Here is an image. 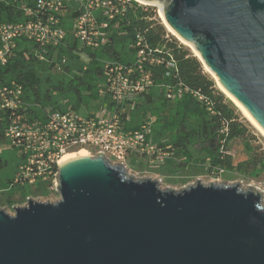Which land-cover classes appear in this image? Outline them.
Segmentation results:
<instances>
[{"label":"water","instance_id":"obj_1","mask_svg":"<svg viewBox=\"0 0 264 264\" xmlns=\"http://www.w3.org/2000/svg\"><path fill=\"white\" fill-rule=\"evenodd\" d=\"M140 1L159 6L264 131V0ZM56 176L59 201L0 209V264H264L255 188L198 179L163 190L101 152L61 162Z\"/></svg>","mask_w":264,"mask_h":264},{"label":"trees","instance_id":"obj_2","mask_svg":"<svg viewBox=\"0 0 264 264\" xmlns=\"http://www.w3.org/2000/svg\"><path fill=\"white\" fill-rule=\"evenodd\" d=\"M1 9L0 22L17 21L13 18L12 6H2ZM69 9L64 11L66 21L62 24L66 31L65 42L49 52L51 63L36 60L34 49L19 41L16 57L1 72L4 80H14L23 85V100L29 120H44L51 112L81 114L94 102L101 108H112L108 96L100 94V86L105 82L104 63L115 62L132 69L135 81L148 77L151 82L144 85V91L138 93L134 100L127 102L124 128L128 132L137 130L143 123H151L153 143L169 154L162 168L165 173L173 175L184 171L191 162L200 164L209 175H213L216 168L251 178H257L264 172V150L256 145V138L241 120L240 112L217 88L191 50L168 34L153 10L131 2L107 47L90 51L82 50L73 38L72 24L68 21L73 15L69 14ZM137 37L142 38L143 44L159 61L151 64L149 58L143 62L142 72L138 69L140 48ZM29 50H32V57L27 60L24 52ZM77 51L87 53L90 61L83 62L75 54ZM62 58L66 63L61 65L60 71H55L52 60L60 62ZM4 127L5 124L1 123L0 145ZM235 138L244 141L250 154L247 161L237 165L228 153V143ZM216 141V147L202 150L205 158L194 160L193 147ZM221 144L225 147L223 151ZM7 167V161L0 154V169ZM12 179H8L6 184L10 185ZM18 189L25 190L26 187ZM19 201L8 198L7 204L13 206Z\"/></svg>","mask_w":264,"mask_h":264},{"label":"built area","instance_id":"obj_3","mask_svg":"<svg viewBox=\"0 0 264 264\" xmlns=\"http://www.w3.org/2000/svg\"><path fill=\"white\" fill-rule=\"evenodd\" d=\"M131 2L138 0H0L2 6L13 7L16 22H0V124L4 123L3 143L18 152L22 163L11 180L13 188L46 186L57 193V174L64 156L87 150L95 155L104 153L111 164H123L127 172L132 157L144 158L150 163L164 161L169 154L159 149L152 141L151 123H143L137 130L125 131V106L150 85L148 77L136 80L133 70L115 62H105V82L100 94L107 95L112 108L102 107L97 113L83 115L75 112H51L44 120L28 119L24 87L17 81L4 80L1 72L16 57L19 41L34 49L33 57L42 63H51L49 52L62 46L66 31L62 24L64 11L68 8L73 38L82 50L98 51L111 42L112 34L124 18ZM145 6V5H144ZM138 69L151 58V64L159 63L153 52L137 37ZM80 59L90 61L84 51L75 52ZM29 60L32 50L24 52ZM54 62V70L60 71L66 63L62 58ZM129 118L127 117V120ZM0 145V146H1ZM225 147L221 144V151ZM2 153L0 149V154ZM230 153V152H228ZM225 172L216 168L213 177ZM26 204L22 207H26ZM18 208V207H15Z\"/></svg>","mask_w":264,"mask_h":264},{"label":"rangeland","instance_id":"obj_4","mask_svg":"<svg viewBox=\"0 0 264 264\" xmlns=\"http://www.w3.org/2000/svg\"><path fill=\"white\" fill-rule=\"evenodd\" d=\"M146 8H150L155 12L156 18L163 24V26L166 28L168 34L177 39L180 43L181 41L172 34L167 27L162 22L160 15H159V7L157 5L155 6H144ZM184 45V43H181ZM186 46V44L184 45ZM187 47V46H186ZM188 48L191 50V52L194 53V51L188 46ZM206 73H208L213 80L216 83L217 88L218 87L216 79L213 77V75L205 68L203 65ZM221 91V90H220ZM222 92V91H221ZM224 94V93H223ZM224 96L231 101L230 98H228L225 94ZM232 102V101H231ZM234 106L237 108V110L240 112L241 120H243L244 124L248 126L251 134L255 136L256 138V145L262 147L264 150V136L258 131V129L253 125V123L249 120V118L246 116V114L241 110L234 102H232ZM101 110V105L94 102L90 105V108L88 110H82L81 114H93L97 113ZM218 145V142H214L211 144H204V145H198L193 147L192 153L194 160H202L205 158L204 151L208 147H216ZM0 149L2 151L3 159L7 161L8 167L4 170L0 169V209H5L7 213L10 215L14 214L13 207H22L26 203V200L32 199L36 202H43L46 203L49 201V203H55L60 200V196L56 193H52L46 186L42 185V187L36 186V187H27L24 189H18L13 188L9 184H6L8 179H12L18 171L19 166L22 163V158L16 152L15 150L10 149L6 145H1ZM228 149L230 151V154L232 153V157L234 160V164L237 165L239 163H243L247 161L250 157L249 152H247L244 141L240 138L232 139L228 144ZM84 150V149H83ZM80 151V150H78ZM87 151V150H85ZM88 152V151H87ZM76 153V152H75ZM88 154L92 157H96V155L92 152H88ZM136 158V157H135ZM130 171H128V174L130 176L135 177L136 179H143V178H151L156 179L158 181H161V188L163 190L170 188L171 190L179 191L180 189L187 188L188 185H195L196 181L199 179L200 182L204 185H208L212 182L216 184L226 183V185H232V184H238V182L241 183V186L243 187V190L248 189V187H252L257 189L258 191L262 192L263 196V206H264V172L257 178H251L242 174H239L237 172H228L225 170L223 174L219 178H215L212 175H209L208 173L204 172L205 169L200 167V164H196L194 162H191V165L188 166V168L184 171H178L177 173L173 175H168L163 171V167L165 166L166 162L165 160L155 161L150 163L148 160L144 158H136V159H129L128 161ZM193 165H196L193 167ZM199 171H202V173H198ZM43 186L45 188H43ZM11 198L16 202L20 199V201L13 206H9L7 204V199Z\"/></svg>","mask_w":264,"mask_h":264},{"label":"bare ground","instance_id":"obj_5","mask_svg":"<svg viewBox=\"0 0 264 264\" xmlns=\"http://www.w3.org/2000/svg\"><path fill=\"white\" fill-rule=\"evenodd\" d=\"M141 4L145 5V6H155L156 4H153V3H147V2H143V1H140L138 0ZM159 7V6H158ZM160 9V8H159ZM159 15H160V18L162 20V22L164 23V25L167 27V29L172 33L174 34L182 43L186 44L187 46H189L193 51L194 53L196 54V56L204 63V66L205 68L213 75V77L216 79L217 81V84H218V87L220 88V90L228 97L231 99L232 102H234L241 110H243V112L246 114V116L249 118V120L253 123V125L258 129V131L264 136V131L263 129L253 120V118L249 115V113L228 93L226 92L220 85H219V79L208 69V67L206 66L205 62L203 61V59L201 58V56L196 52V50H194L193 46L190 45V44H187L181 37H179L175 32H173L169 27L168 25L166 24L162 14H161V11H159ZM81 155H89L87 151L85 150H80L76 153H71V154H68L66 156L63 157L62 161H66L68 159H71V158H74V157H77V156H81Z\"/></svg>","mask_w":264,"mask_h":264},{"label":"crops","instance_id":"obj_6","mask_svg":"<svg viewBox=\"0 0 264 264\" xmlns=\"http://www.w3.org/2000/svg\"><path fill=\"white\" fill-rule=\"evenodd\" d=\"M229 144V143H228ZM231 156H232V153H231ZM233 162H234V160H233Z\"/></svg>","mask_w":264,"mask_h":264}]
</instances>
